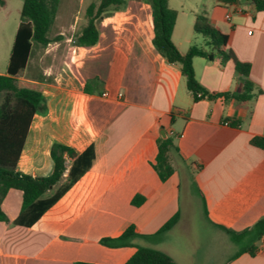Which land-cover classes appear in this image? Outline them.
<instances>
[{
  "label": "crops",
  "instance_id": "0c3cea01",
  "mask_svg": "<svg viewBox=\"0 0 264 264\" xmlns=\"http://www.w3.org/2000/svg\"><path fill=\"white\" fill-rule=\"evenodd\" d=\"M139 1L143 7H126L125 2L102 13L95 23L96 43L74 46V83L58 85L49 95L43 90L46 111L31 121L17 170L49 175L55 143L77 155L91 146L94 155L90 167L30 226L15 223L21 190H7L0 204L7 217L0 221V264H126L135 246L111 247L100 239L116 237L129 225L137 233L152 234L176 212L178 224L182 188L188 204L198 203L205 219L225 234L217 225L241 231L264 217V148L251 143L254 137H264V5L257 10L254 0H210L203 7H170L168 0L176 11L171 40L181 53L195 45L198 36L201 44L196 46L210 50L193 30L195 14L205 13L227 36L221 49L249 65L247 79L254 96L239 103L224 93L242 92L244 77L231 59L223 63L216 52L210 59L193 57L192 66L208 94H221L193 100L179 65L153 46L151 7ZM60 12L56 10L53 22ZM80 12L75 7L67 25L58 23V41L70 39L63 30H75ZM179 15H184L180 33ZM37 117L39 147L29 142ZM168 136L175 147L169 152L173 172L161 181L153 164L157 139ZM63 156L65 171L44 198L68 181L73 159ZM137 196L142 201L134 205ZM263 236L254 243L253 254L235 255L238 248L223 264H264ZM164 241L165 236L158 242L134 240L179 264L160 247Z\"/></svg>",
  "mask_w": 264,
  "mask_h": 264
},
{
  "label": "trees",
  "instance_id": "16d2710c",
  "mask_svg": "<svg viewBox=\"0 0 264 264\" xmlns=\"http://www.w3.org/2000/svg\"><path fill=\"white\" fill-rule=\"evenodd\" d=\"M144 1L151 7L154 32L153 46L168 62L179 65L193 100H198L204 96L212 98L221 94H208L196 80L192 66L193 57L203 56L210 59L215 52L220 54L223 63L227 59H231L235 71L244 77L242 92L224 93V96L232 97L239 103H245L254 96L252 85L247 79L249 65L236 60L231 51L221 49L227 42V36L209 23L205 13L195 14L193 30L205 38V45L210 50L191 45L186 52L181 53L171 40L176 11L169 8L168 0ZM216 1L233 3L237 0ZM254 2L257 5V10L263 8L262 1L254 0ZM57 3L58 0H22L20 23L12 42L8 65L5 73L0 74V204L9 188L21 190V210L15 219V223L26 226L32 225L61 196L66 188L90 167L94 155L91 146L77 155L70 147L55 143L50 149L53 169L49 175L31 176L17 170V162L25 144L31 121L35 114L45 113L46 104L43 95L44 85L40 79L22 80L15 76L28 65L33 44L45 46L50 42L49 30L54 21ZM0 5H3V0H0ZM124 6L123 0L91 2L84 11L81 27L75 34L74 44L77 46L94 45L98 39L96 20L102 13ZM251 143L264 148V137H254ZM172 149H175L172 137H159L157 139V154L153 168L161 181L166 180L173 172V167L169 161V152ZM64 154L73 159L68 170V181L64 187L44 198V194L61 179L65 171ZM141 201V197L137 196L131 202L138 205ZM178 218L179 212H176L152 234L137 233L134 226L129 225L120 235L101 238L100 242L111 247L135 246L136 250L126 261V264H177L165 252L135 244L134 240L141 238L149 242L161 241L166 232L175 225ZM0 221H7L1 207ZM217 226L224 230L233 242L240 244L235 255L244 251L253 254L254 243L264 234V217L256 221L251 227L241 231H234L221 225ZM72 264L91 263L75 261Z\"/></svg>",
  "mask_w": 264,
  "mask_h": 264
},
{
  "label": "rangeland",
  "instance_id": "374dc122",
  "mask_svg": "<svg viewBox=\"0 0 264 264\" xmlns=\"http://www.w3.org/2000/svg\"><path fill=\"white\" fill-rule=\"evenodd\" d=\"M98 1L58 0L56 10H60L61 14L50 27V42L45 46L33 44L28 65L15 77L22 80L40 79L47 94L58 85L71 86L74 83L73 75L77 60V54L73 52L75 34L81 27L84 9L91 2L98 3ZM207 1L210 0H169V6L203 7ZM123 2H126V7H143L139 0H123ZM21 5L22 0H3V5H0V74L5 73L8 65L10 49L20 23ZM75 7H78V11H82L80 15L78 14L81 20H78L75 30H63L70 39L58 41L57 37L60 36L57 30L58 23L67 25L72 20L71 14L75 12ZM178 18L177 32L180 33L184 31V15H179ZM199 39L201 36H198V41H193V44L200 46ZM57 41L58 44H55ZM37 126H39V117L34 119L29 142L39 147ZM180 199L184 203L181 219L166 233L165 241L160 247L173 255L179 264H223L240 247V244L233 242L227 234L211 225L202 214L198 203L188 204L185 188L181 189Z\"/></svg>",
  "mask_w": 264,
  "mask_h": 264
},
{
  "label": "built area",
  "instance_id": "2783aa9c",
  "mask_svg": "<svg viewBox=\"0 0 264 264\" xmlns=\"http://www.w3.org/2000/svg\"><path fill=\"white\" fill-rule=\"evenodd\" d=\"M229 17H230V14H226V15H225V18H226V19H229ZM262 242H263V244H264V236L262 237Z\"/></svg>",
  "mask_w": 264,
  "mask_h": 264
}]
</instances>
